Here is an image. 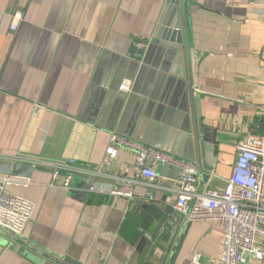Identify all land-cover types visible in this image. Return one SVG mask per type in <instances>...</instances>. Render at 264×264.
<instances>
[{"label": "crops", "instance_id": "crops-1", "mask_svg": "<svg viewBox=\"0 0 264 264\" xmlns=\"http://www.w3.org/2000/svg\"><path fill=\"white\" fill-rule=\"evenodd\" d=\"M174 1L0 0V161L74 160L96 171L73 179L72 191L87 193L80 202L51 186L49 168L30 164L28 185L7 187L34 206L19 242L78 264H164L183 239L175 264H193L194 253L200 264L216 263L222 230L179 219L176 178L157 166L159 179L146 186L126 149L106 163L115 133L198 162L197 191H221L236 145L260 133L264 0H183L184 59L161 45L176 21ZM204 134L215 137L213 155L199 145H209ZM127 183L132 199L109 194ZM8 238L0 232V264H38Z\"/></svg>", "mask_w": 264, "mask_h": 264}, {"label": "built area", "instance_id": "built-area-1", "mask_svg": "<svg viewBox=\"0 0 264 264\" xmlns=\"http://www.w3.org/2000/svg\"><path fill=\"white\" fill-rule=\"evenodd\" d=\"M20 15L15 14L9 26L14 31ZM129 82L123 80L119 91H129ZM120 149L134 153L135 174L146 186L154 187L159 179L157 166L174 169L176 195L173 210L187 223H214L222 230L221 248L215 264H264V111L260 133L248 135L236 147V160L231 175L223 190L208 189L199 193L197 181L201 166L198 162H187L169 153L145 147L115 133L109 137L106 148V163L110 164ZM49 168L51 186L72 190L75 177H93L96 171L89 165H78L74 160L64 163L30 161L18 156L10 163ZM28 179L0 176V232L18 239L31 221L34 206L31 202L14 195L7 187L11 184L27 186ZM130 183L112 189L113 197L132 199ZM152 198L151 195H147ZM202 255L191 256L193 264H200Z\"/></svg>", "mask_w": 264, "mask_h": 264}, {"label": "water", "instance_id": "water-1", "mask_svg": "<svg viewBox=\"0 0 264 264\" xmlns=\"http://www.w3.org/2000/svg\"><path fill=\"white\" fill-rule=\"evenodd\" d=\"M182 1L183 0H178L177 2L174 1V2H171L172 4L168 5L169 6L168 11H171L170 7L172 8L173 4L175 5V7H173V8L177 11V17H176V21L173 24V26H168V27H171V29L170 30L168 29L165 32V39L168 41L169 44H161V45L164 47H168L169 49H176L177 51H179L180 57H182L184 59L185 51L187 52V42H186V38H185L184 28L182 25V19L180 16V10H181L180 5L182 4ZM165 23H166L165 21H162L160 24L162 26L163 25L166 26ZM159 30L162 31V28H159ZM193 54L194 53L191 52L192 56H193ZM193 64H195V63H193ZM201 139H202V142L209 143V145L203 146L202 143H199L200 147L201 146H202V148L205 147L207 150H209L211 152V155H213L214 154V145L216 143L214 135L209 136V135L204 134ZM196 141H198V134H196ZM207 160H210V157ZM207 164L209 166L212 165V163H210L209 161L207 162ZM161 170L163 172L164 171L167 172V174H169L168 177H171L173 179L176 178L177 172L174 169H171L168 166H162ZM33 171H34V167L32 165H26V164H22V163H18V162L10 163V162H5V161H0V176H10V177H14V178L29 179V178H31ZM88 182L91 184L92 180H90ZM89 188H90V186L86 185L83 189L88 191ZM69 194L74 199H76L80 202H82L84 200V198H86V196H87V193L81 192V191H72L71 190L69 192ZM178 217L180 220L183 219L181 216H178ZM183 221L187 224V227L190 226L191 223H187L185 219H183ZM184 235H185V233H184ZM179 237H180V235H179ZM8 239L11 241L17 242V244H19V247H23V249H25V251L22 253V255L25 258H27L33 262H36L38 264H41L39 261V258L46 259V262L43 264H78V263H73V262L67 261L65 259L63 261L57 260L53 257L44 255L43 253H41L37 249H35L29 245H26L24 243H21L14 238L9 237ZM1 242H3L2 243L3 245L7 244V241H5V240H3ZM181 242H183V239ZM181 242L178 244V248H177L175 255L168 257L164 264H175L177 256H178L179 251H180L181 246H182ZM176 246H177V243H176ZM19 247L11 248V249L14 251H18Z\"/></svg>", "mask_w": 264, "mask_h": 264}]
</instances>
